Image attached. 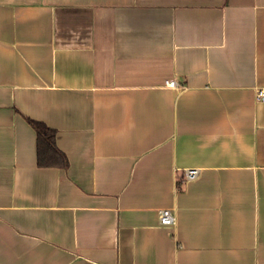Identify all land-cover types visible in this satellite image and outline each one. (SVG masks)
<instances>
[{
  "label": "crops",
  "instance_id": "crops-1",
  "mask_svg": "<svg viewBox=\"0 0 264 264\" xmlns=\"http://www.w3.org/2000/svg\"><path fill=\"white\" fill-rule=\"evenodd\" d=\"M260 89L264 0H0V264H264Z\"/></svg>",
  "mask_w": 264,
  "mask_h": 264
},
{
  "label": "trees",
  "instance_id": "trees-1",
  "mask_svg": "<svg viewBox=\"0 0 264 264\" xmlns=\"http://www.w3.org/2000/svg\"><path fill=\"white\" fill-rule=\"evenodd\" d=\"M36 136V161L39 167H58L68 165L65 155L56 147L55 130L40 121L28 119Z\"/></svg>",
  "mask_w": 264,
  "mask_h": 264
},
{
  "label": "built area",
  "instance_id": "built-area-1",
  "mask_svg": "<svg viewBox=\"0 0 264 264\" xmlns=\"http://www.w3.org/2000/svg\"><path fill=\"white\" fill-rule=\"evenodd\" d=\"M167 86L175 87L177 82L175 80H167L165 83ZM257 100L264 101V89H260L257 92ZM198 169H184L176 173L178 181L187 182L194 180L198 177ZM159 223L163 226H173L175 224V217L169 209H163L159 213Z\"/></svg>",
  "mask_w": 264,
  "mask_h": 264
}]
</instances>
